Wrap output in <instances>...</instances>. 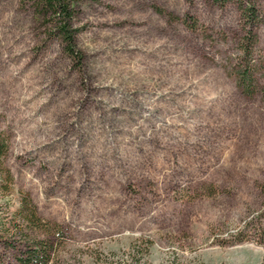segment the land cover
Segmentation results:
<instances>
[{"label":"rangeland","instance_id":"obj_1","mask_svg":"<svg viewBox=\"0 0 264 264\" xmlns=\"http://www.w3.org/2000/svg\"><path fill=\"white\" fill-rule=\"evenodd\" d=\"M70 1L75 56L32 1L0 0L1 262L19 264L31 201L56 264L139 246L145 264H264V0L252 94L245 0Z\"/></svg>","mask_w":264,"mask_h":264},{"label":"trees","instance_id":"obj_2","mask_svg":"<svg viewBox=\"0 0 264 264\" xmlns=\"http://www.w3.org/2000/svg\"><path fill=\"white\" fill-rule=\"evenodd\" d=\"M32 1L43 18L53 20L56 33L61 37L64 42L65 50L72 56L77 55L75 50V32L72 27V19L75 14V9L70 0H29ZM216 3L223 4L229 0H214ZM243 6V14L246 22L250 26L243 42L240 45L241 60L239 68L236 71L237 84L246 94H252L255 91V74L258 71V64L253 57V49L256 43V33L254 28L260 21V16L257 8L251 0H245ZM241 4L242 0H240ZM8 151L7 139L0 133V194L10 190V184L12 176L8 168H6L4 161ZM22 205L14 212L13 219H18L20 223L15 225V231L24 237L21 245L24 250L22 254L17 258L19 264H56L57 258L56 250L53 248V241L48 238H41L37 232L42 227L38 224V216L36 213V207L31 201L27 203H21ZM2 212V211H0ZM8 216V215H7ZM6 216V217H7ZM8 219V218H7ZM11 223V222H10ZM14 223V222H12ZM10 231L5 220L0 218V247L6 248L8 245L14 243V238L8 236L6 233ZM144 248L138 247L137 250L132 249L130 252V259L127 264H145L142 261V251ZM141 251V252H139ZM0 264H3L0 259Z\"/></svg>","mask_w":264,"mask_h":264}]
</instances>
